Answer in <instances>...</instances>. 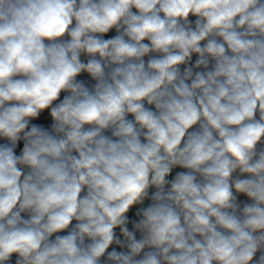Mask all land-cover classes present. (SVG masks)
I'll use <instances>...</instances> for the list:
<instances>
[{
  "label": "clouds",
  "instance_id": "9594fccd",
  "mask_svg": "<svg viewBox=\"0 0 264 264\" xmlns=\"http://www.w3.org/2000/svg\"><path fill=\"white\" fill-rule=\"evenodd\" d=\"M0 264H264V0H0Z\"/></svg>",
  "mask_w": 264,
  "mask_h": 264
}]
</instances>
